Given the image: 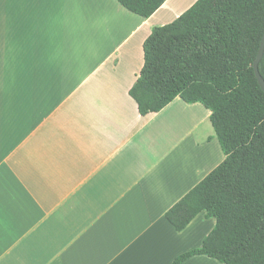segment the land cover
<instances>
[{"label":"crops","instance_id":"1","mask_svg":"<svg viewBox=\"0 0 264 264\" xmlns=\"http://www.w3.org/2000/svg\"><path fill=\"white\" fill-rule=\"evenodd\" d=\"M117 0H0V264H171L215 226L165 212L225 155L210 110L141 115L129 90L154 26ZM179 264H225L194 254Z\"/></svg>","mask_w":264,"mask_h":264},{"label":"trees","instance_id":"2","mask_svg":"<svg viewBox=\"0 0 264 264\" xmlns=\"http://www.w3.org/2000/svg\"><path fill=\"white\" fill-rule=\"evenodd\" d=\"M151 16L166 0H117ZM264 32V0H196L172 22L154 26L129 90L141 115L179 96L200 102L225 158L166 212L183 230L200 212L215 219L201 246L225 264H264V91L253 70ZM259 71L264 79V54Z\"/></svg>","mask_w":264,"mask_h":264},{"label":"water","instance_id":"3","mask_svg":"<svg viewBox=\"0 0 264 264\" xmlns=\"http://www.w3.org/2000/svg\"><path fill=\"white\" fill-rule=\"evenodd\" d=\"M263 54H264V32L262 34V38H261V41L259 44L257 55L253 61V70H254L256 79L258 81V84H259L260 88L262 89V91H264V79L260 74L258 65H259L261 58L263 57Z\"/></svg>","mask_w":264,"mask_h":264}]
</instances>
